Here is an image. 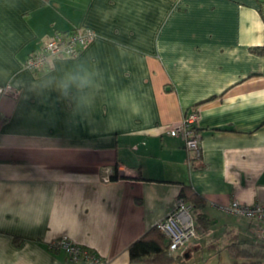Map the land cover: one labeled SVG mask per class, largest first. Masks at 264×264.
<instances>
[{
	"label": "crops",
	"instance_id": "0c3cea01",
	"mask_svg": "<svg viewBox=\"0 0 264 264\" xmlns=\"http://www.w3.org/2000/svg\"><path fill=\"white\" fill-rule=\"evenodd\" d=\"M89 27L75 57L41 72L29 56L57 32ZM264 0H0V264L69 263L66 236L105 264L176 207L184 185L208 228L174 255L234 261L264 245L226 210L264 204ZM196 112L200 155L169 131ZM116 174L117 179L111 176ZM188 204V203H187ZM191 205V204H189ZM264 264V262H262Z\"/></svg>",
	"mask_w": 264,
	"mask_h": 264
},
{
	"label": "built area",
	"instance_id": "2783aa9c",
	"mask_svg": "<svg viewBox=\"0 0 264 264\" xmlns=\"http://www.w3.org/2000/svg\"><path fill=\"white\" fill-rule=\"evenodd\" d=\"M96 36L93 29L79 27L66 32H57L42 44L41 48L33 52L25 62V67L34 72H41L48 66L52 57H75L79 50L91 42ZM1 95L17 96V91L9 84L0 87ZM197 120L196 112L185 114L179 125L172 128V136H180L185 148L195 157L200 155L199 134L195 132L194 124ZM191 205L178 199L175 209L164 219L156 223L169 242V251H176L185 246L191 239L199 234L198 226L191 214ZM234 215L247 218L257 226L254 236L264 241V204H245L234 200L226 208ZM51 251L62 250L69 263L86 262L87 264H105V261L94 251L76 244L68 237L63 236L49 242Z\"/></svg>",
	"mask_w": 264,
	"mask_h": 264
},
{
	"label": "trees",
	"instance_id": "16d2710c",
	"mask_svg": "<svg viewBox=\"0 0 264 264\" xmlns=\"http://www.w3.org/2000/svg\"><path fill=\"white\" fill-rule=\"evenodd\" d=\"M253 51L264 54V47H255ZM111 178L117 179L118 176L113 174ZM178 199L191 204L195 220L201 223L203 228H208L214 222L201 211L204 206V199L192 191L191 187L184 185ZM128 251L130 264H187L183 256L174 255L169 251V242L157 225L151 227L143 236L132 242ZM227 251L236 262L242 261L244 264H262L264 262V245H244L233 242L227 246Z\"/></svg>",
	"mask_w": 264,
	"mask_h": 264
},
{
	"label": "rangeland",
	"instance_id": "374dc122",
	"mask_svg": "<svg viewBox=\"0 0 264 264\" xmlns=\"http://www.w3.org/2000/svg\"><path fill=\"white\" fill-rule=\"evenodd\" d=\"M215 247H217V243L215 242V240L207 243L205 242V264H216V259L213 260V258H209V256H215L217 254V252L212 251Z\"/></svg>",
	"mask_w": 264,
	"mask_h": 264
}]
</instances>
